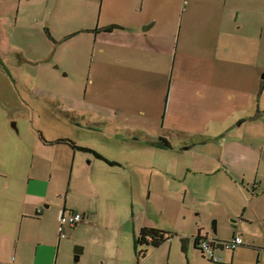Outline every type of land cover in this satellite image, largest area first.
I'll return each instance as SVG.
<instances>
[{
  "label": "rangeland",
  "instance_id": "rangeland-1",
  "mask_svg": "<svg viewBox=\"0 0 264 264\" xmlns=\"http://www.w3.org/2000/svg\"><path fill=\"white\" fill-rule=\"evenodd\" d=\"M176 5L166 4L170 9H176ZM108 19L98 5L91 7L87 0H0V116L8 111L7 124L20 141L21 151L33 149L31 134L40 129L49 139L71 135L70 140L79 145L92 144L125 167L153 166L165 171L166 176H178L195 166V152L201 150L197 143L215 138L216 132L225 127L222 122L227 125L232 115L233 125L259 117L257 107H264V82L260 80L263 55L251 63L214 60L213 43L201 39L198 31L186 32L180 24L174 27L172 37L155 39L156 31L170 30L152 29L144 42L134 37L119 40L97 36L95 30ZM262 39L258 57L260 52L264 54V33ZM119 54L122 56L117 58ZM240 89L244 94L238 92ZM259 114L258 122L240 123L244 127H238L229 137L239 136L246 130L245 125L264 126V114ZM90 121L103 124L100 129L104 131H85ZM131 133L136 136L130 137ZM115 134L146 147L142 153L136 145H132L133 151H128L131 147L119 151L106 137ZM146 138L156 143L159 139L166 141L173 149L156 150V146H148ZM190 146L194 150L184 152L183 148ZM91 160L87 158L86 162ZM132 185L134 195V182ZM182 187L174 186L170 195L158 190L152 196L162 217L157 211L155 215L158 209L151 203L145 209L149 191L142 199L144 203L134 204L135 214L146 210L148 216L155 215L154 220L174 217L184 210V202L191 210L197 209L203 220L202 209L209 211L214 203L186 197ZM156 225L176 236L177 225L170 224L169 219L158 220ZM131 229L132 224L120 233L106 226L97 229L86 241L87 252L80 262L74 260L76 245L72 244L62 252L61 262L85 264L88 260V264H96L104 257L113 264L120 248L123 259L137 264ZM164 245L147 248L140 264H190L178 240L171 246ZM190 260L192 264H208L194 247L190 248Z\"/></svg>",
  "mask_w": 264,
  "mask_h": 264
},
{
  "label": "crops",
  "instance_id": "crops-1",
  "mask_svg": "<svg viewBox=\"0 0 264 264\" xmlns=\"http://www.w3.org/2000/svg\"><path fill=\"white\" fill-rule=\"evenodd\" d=\"M87 1L91 7L98 5L109 16L105 25L95 30L97 36L119 40L134 37L144 42L149 38L148 31L169 28V32L156 31L153 36L155 39L172 37L174 27L180 24L186 32L198 31L201 39L213 43L214 60L251 63L252 60L257 62L262 55L264 57L262 52L258 57V45L264 33V0H179L178 5V0ZM171 3L176 5V9L166 6ZM181 4L184 6H179ZM145 27L149 29L144 31ZM189 39L192 40L193 36ZM238 92L244 94V90ZM260 107L256 111L259 117L246 118L240 123L248 120H256L250 123L258 122L261 118L259 112L264 114V107ZM8 114L4 111L0 116V264H63L61 254L69 244L76 245L73 256L75 262H80L86 255V241L90 235L105 226L120 233L132 224L133 250L136 253L135 241L141 230H162L156 221L166 222L168 219L170 224L177 225V230L176 236L164 244L171 246L178 240L189 256L190 264V248L199 250L198 239L217 243L215 253L221 260L216 264H264V126L245 125L246 130L239 136L229 137L236 134L238 127H244L240 123L233 125L232 115L227 125L226 121L221 123L225 127L216 132L215 138L201 139L197 143L201 150L195 152L198 161L192 169H185L178 176L172 173L166 176L165 171L155 170L153 166L125 167L94 145L75 142L79 147L93 149L110 162L118 163V166H109L93 154L71 148L70 144H54L59 139L70 140L71 135L53 140L44 136L40 129L31 134L33 149L27 147L21 151L20 141L7 124L10 120ZM87 124L90 127L85 131L94 134L104 131L100 129L103 124L95 121ZM12 126L16 129L15 123ZM135 134L131 133L130 137H135ZM106 137L109 144L117 146L119 151L129 147L128 151H133L135 146L132 145H136L139 146L137 151L142 153L146 147H142L144 144L141 142L121 140L117 134ZM146 141L148 146H156V150L173 149L171 144L161 139L158 143L148 138ZM191 149L194 150V146L183 148L186 153ZM87 158L92 160L87 163ZM176 185L183 186L181 189L186 197L206 198L214 203V208L209 211L202 209L204 219L200 220V212L196 213L197 209L191 210L190 205L188 207L183 202L185 211L182 209L174 217L168 215L163 217L165 220L156 218L155 221L156 211L161 217L162 214L152 196L158 190H166L170 195V190ZM147 191L145 209L151 203L159 210H154L153 217L145 214L146 210L135 214L133 207L135 203H144L142 199H145ZM73 212L81 214L83 222L75 228L61 226V217ZM237 236L242 238L243 244L234 251L223 246L224 242H231ZM110 244L113 246L112 241ZM76 250L81 252L77 258ZM199 252L208 264H214ZM113 257V264H129L121 257L120 248ZM96 264L109 263L102 257ZM137 264L140 261L137 260Z\"/></svg>",
  "mask_w": 264,
  "mask_h": 264
},
{
  "label": "trees",
  "instance_id": "trees-1",
  "mask_svg": "<svg viewBox=\"0 0 264 264\" xmlns=\"http://www.w3.org/2000/svg\"><path fill=\"white\" fill-rule=\"evenodd\" d=\"M60 143L63 144L67 143L71 145V148L79 150L80 152L93 154L96 159L105 161L106 163L109 164V166H118V163L110 162L108 159L104 158L103 156L95 152L93 149L87 147H79V145H77L75 142H72L70 140L59 139L54 142V144H60ZM166 146L169 147V144H166ZM172 238H173V234H169L166 231L155 230L153 228H145L141 230L135 241L137 260L139 261V259L145 258L147 256L148 253L147 248L151 247L152 249H158L165 242L169 241ZM200 241L201 239L197 240L196 243L197 246L199 245Z\"/></svg>",
  "mask_w": 264,
  "mask_h": 264
},
{
  "label": "built area",
  "instance_id": "built-area-1",
  "mask_svg": "<svg viewBox=\"0 0 264 264\" xmlns=\"http://www.w3.org/2000/svg\"><path fill=\"white\" fill-rule=\"evenodd\" d=\"M83 222V216L77 212L69 213L61 217V226L75 228ZM65 237L64 235H62ZM217 243L214 240L201 239L198 247L202 254L214 264L220 262L221 258L215 253ZM243 244L241 237L237 236L231 242H224L223 246L231 251H234L238 246Z\"/></svg>",
  "mask_w": 264,
  "mask_h": 264
},
{
  "label": "water",
  "instance_id": "water-1",
  "mask_svg": "<svg viewBox=\"0 0 264 264\" xmlns=\"http://www.w3.org/2000/svg\"><path fill=\"white\" fill-rule=\"evenodd\" d=\"M115 28V27H114ZM149 29V27H145L143 28L144 31H147ZM261 80L264 81V72L262 74V76H260ZM215 234H216V231H215ZM218 248V247H217ZM81 252H79L78 250L75 251V254H76V258L78 255H80Z\"/></svg>",
  "mask_w": 264,
  "mask_h": 264
}]
</instances>
